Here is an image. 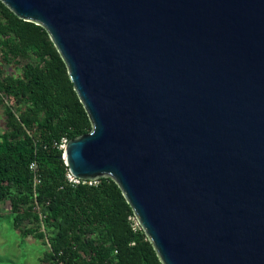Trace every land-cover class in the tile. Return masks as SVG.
I'll list each match as a JSON object with an SVG mask.
<instances>
[{"label":"water","instance_id":"95a60500","mask_svg":"<svg viewBox=\"0 0 264 264\" xmlns=\"http://www.w3.org/2000/svg\"><path fill=\"white\" fill-rule=\"evenodd\" d=\"M0 1L90 119L71 176L113 180L161 264H264V0Z\"/></svg>","mask_w":264,"mask_h":264},{"label":"trees","instance_id":"16d2710c","mask_svg":"<svg viewBox=\"0 0 264 264\" xmlns=\"http://www.w3.org/2000/svg\"><path fill=\"white\" fill-rule=\"evenodd\" d=\"M0 55V204L13 228L41 243L46 264H161L113 180L68 181L59 145L88 133L90 119L46 30L1 1Z\"/></svg>","mask_w":264,"mask_h":264},{"label":"rangeland","instance_id":"374dc122","mask_svg":"<svg viewBox=\"0 0 264 264\" xmlns=\"http://www.w3.org/2000/svg\"><path fill=\"white\" fill-rule=\"evenodd\" d=\"M0 64L1 61L0 55ZM13 64L6 66V71L13 69ZM18 72V71H16ZM0 104V134L5 129V110ZM9 202L0 204L3 217L0 219V264H46L43 260L45 248L33 237H22L20 232L13 228Z\"/></svg>","mask_w":264,"mask_h":264},{"label":"built area","instance_id":"2783aa9c","mask_svg":"<svg viewBox=\"0 0 264 264\" xmlns=\"http://www.w3.org/2000/svg\"><path fill=\"white\" fill-rule=\"evenodd\" d=\"M67 143V141L65 139L62 140L61 144L59 145V148L61 149H64V146L65 144ZM30 170L33 172L34 174V181L35 182H38V179L36 178V163L35 162H32L29 166ZM67 179L69 182L73 183V184H78L80 183V181L82 180H78L76 178H74L73 176H71L69 173L67 174ZM83 183H86V181H82ZM92 183H95V182H89L88 181V184H92ZM134 219V218H133ZM138 223L137 222H134L133 226H134V229H136L138 226Z\"/></svg>","mask_w":264,"mask_h":264}]
</instances>
